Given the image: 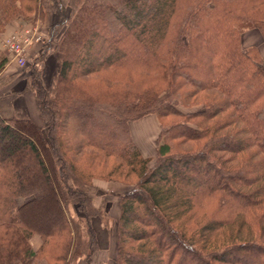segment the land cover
Returning a JSON list of instances; mask_svg holds the SVG:
<instances>
[{
    "label": "trees",
    "instance_id": "1",
    "mask_svg": "<svg viewBox=\"0 0 264 264\" xmlns=\"http://www.w3.org/2000/svg\"><path fill=\"white\" fill-rule=\"evenodd\" d=\"M46 10L61 63L41 123L0 115V264H90L95 178L129 186L113 264H264V61L241 47L264 0H0V33ZM148 113L152 166L129 133Z\"/></svg>",
    "mask_w": 264,
    "mask_h": 264
},
{
    "label": "crops",
    "instance_id": "2",
    "mask_svg": "<svg viewBox=\"0 0 264 264\" xmlns=\"http://www.w3.org/2000/svg\"><path fill=\"white\" fill-rule=\"evenodd\" d=\"M47 25L51 26L59 20L56 12H47L44 17ZM47 36L40 43L35 44L29 51V63L26 67L16 68L9 65L4 68L0 79V115L5 118H29L39 122V113L36 106V91L38 87L48 88L56 80L61 63L60 53L50 44ZM129 133L133 142L143 156L155 153L159 143L160 127L154 113L146 114L129 122ZM120 191L126 189L118 187ZM94 227V225H93ZM99 249L93 257L92 264H113L116 244L115 235L101 226L94 227ZM113 234V233H112ZM105 239L102 245L101 238ZM35 246L39 244L36 236ZM101 258V259H100ZM101 260V261H99Z\"/></svg>",
    "mask_w": 264,
    "mask_h": 264
},
{
    "label": "rangeland",
    "instance_id": "3",
    "mask_svg": "<svg viewBox=\"0 0 264 264\" xmlns=\"http://www.w3.org/2000/svg\"><path fill=\"white\" fill-rule=\"evenodd\" d=\"M66 9H67V13H69V9L68 8H66ZM47 12H55V11H53V10L47 11L46 10L43 13V15L40 17L34 16L32 14H31V16L27 15V16L23 17L22 15L18 14L16 16H14L11 20H9V22L5 25L4 30L0 33V56H2V55L5 56L6 62L0 71V79H1V73H3L4 68H6L9 65H13L16 68L26 67L27 64L30 62L28 59V57H29L28 55H29V51L31 50V48L35 44L40 43L43 39L46 38V36L49 39L48 30H49L50 26L47 25V21L44 20V17L47 14ZM33 27H36L37 33L40 35V40L32 43L28 47L25 55L23 56L24 64L22 66H20V64H18L16 62V60L13 58V54L11 53V51L8 48V40L10 39V37L12 35L22 32L25 28H33ZM56 41H57V38L53 39L52 42H50V44H52V46L59 52ZM241 47L243 49H246L248 47H254L256 49L257 53L259 54V56L264 61V38L258 29L247 28V29H244L242 31V33H241ZM60 55H61V53H60ZM53 83H51V85ZM48 88H46V90ZM200 108H201V104H196V105L190 106L189 108H185V110L186 109L187 110H197ZM38 123H41L40 118H39ZM161 141H162V136H161V132H160L159 143ZM144 157H147L149 159V162H148L149 166L154 165L155 153H153V155L144 156ZM180 171H181V169H180ZM178 172H179V170H178ZM118 187H121L123 189L125 188L126 191L129 189V186L122 183V182L95 178L93 180V186L88 190V194L92 198L93 206L99 210L98 215H95L92 217L91 224H92V226L94 225V227L97 225L101 226L102 229L105 227H106V229L108 228L107 230H109V232H110V240H111V235H115V237L117 235V225H118V215H119L118 199H119L120 195H122L123 193L126 192V191H124V192L120 191L118 189ZM67 211L71 216L73 215L74 217H77L78 213L77 214L75 213V211L71 205L68 206ZM36 236L39 237V240H38L39 244H38V246L34 247L35 246V239H33V238ZM100 238H101L102 245H105V242H106L105 239L103 237H100ZM116 239L117 238H115V240H114L115 244H116ZM29 242H30L31 248L33 250H37L38 247L41 245L42 240H41V237L39 234L34 233L30 237ZM98 249H99V246H98V240H97V249L90 256V264H92V261H93L92 259H93L94 255ZM99 261H101V260H99ZM69 264H86V260H85L84 256L73 257L72 259H70Z\"/></svg>",
    "mask_w": 264,
    "mask_h": 264
},
{
    "label": "built area",
    "instance_id": "4",
    "mask_svg": "<svg viewBox=\"0 0 264 264\" xmlns=\"http://www.w3.org/2000/svg\"><path fill=\"white\" fill-rule=\"evenodd\" d=\"M40 40L36 27L25 28L22 32L14 34L8 40V48L13 54V58L20 66L24 64V58L28 47Z\"/></svg>",
    "mask_w": 264,
    "mask_h": 264
}]
</instances>
